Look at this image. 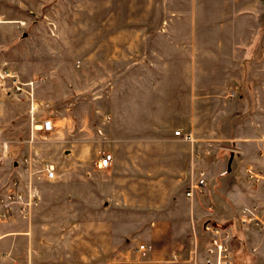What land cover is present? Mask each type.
Returning <instances> with one entry per match:
<instances>
[{
  "label": "rangeland",
  "instance_id": "374dc122",
  "mask_svg": "<svg viewBox=\"0 0 264 264\" xmlns=\"http://www.w3.org/2000/svg\"><path fill=\"white\" fill-rule=\"evenodd\" d=\"M185 53L208 75L206 140L173 125L161 148L153 122L183 120L175 78L161 76ZM263 133L264 0H0V195L15 184L37 197L0 222V264H204L208 224L230 231L232 264H262L264 230L240 224L227 161ZM203 146L206 185L191 197L189 155ZM105 152L115 159L100 168Z\"/></svg>",
  "mask_w": 264,
  "mask_h": 264
},
{
  "label": "crops",
  "instance_id": "0c3cea01",
  "mask_svg": "<svg viewBox=\"0 0 264 264\" xmlns=\"http://www.w3.org/2000/svg\"><path fill=\"white\" fill-rule=\"evenodd\" d=\"M181 27H184L190 30L192 29V26L189 23L181 24V23L169 21L165 24V28L168 30L169 29H179ZM183 39L185 38L183 37ZM185 40L189 41L191 39L189 37ZM169 60L176 61V62L181 61L184 63L183 66H180V69H175V70L171 69L168 72L169 74H167L166 76H161V82L163 81L164 77L170 80L172 76L175 78L173 80V86H175V90L172 94L173 95L172 98L174 101V108L177 109L175 107V103H177L179 104V106H177L178 109L179 107H181L180 109L183 110V120L182 121H159V124L157 122H153L154 125L158 126L157 127L158 133H154L152 135L153 138L151 141L157 142L161 148L166 146V144L168 146L173 145L176 141V138L178 137L172 132L171 129L174 126H177L179 129L184 128L183 130H185L184 131L185 133L190 132L192 134L194 143L196 141L197 142L200 141V143H202L203 140H206V138L203 137L205 136L203 134L207 130V124H208L207 99H202L209 92L207 71L206 73L202 71L200 72L192 71L191 62L195 59L194 57H192L190 54H187V53L181 56L179 55L174 56L173 58H170ZM170 73H173V75H170ZM178 78L180 80H178ZM232 84H233L232 87L235 86V81H233ZM211 89H212V86H211ZM237 92L238 91L237 90L235 91V87H234L231 93L236 95ZM192 94H199V99H195V97H192L191 96ZM183 103H187L188 105L184 107V105L182 106ZM198 109L200 111L199 113L197 112L198 113L197 115V113H194V112L195 110H198ZM163 129H165L166 131L164 132ZM238 132L239 131H237L235 140H238L240 138ZM255 140L258 143V151L256 153L251 154V155H242L239 152V150H235V153L232 152L227 161L228 174L235 173L238 176L237 178L239 179V181L242 183V187L240 186V190H239L241 192L240 194L237 193V196L242 199L239 204V208H238V211L240 212V214H241L242 208L245 206L264 204V185L253 183L247 176V172H246L247 168H254L256 170H262L264 172V133L258 138L256 137ZM197 148L198 147H194L192 152H190V155H189V173H190V178H191L190 182H192V189L189 190L188 192H191L190 194L191 197H194L195 194L201 195V193H203L204 186L206 185V180L204 179L207 177V169H206L207 168V147L203 146V148L201 147H199L198 149ZM232 155H233V158H232L231 163L229 164ZM114 159H115V156H114ZM229 166H230V169H229ZM238 186H239V183L237 182L236 187ZM199 200L200 199L196 197V200H195L196 203ZM210 210H212V207H210ZM240 214L238 217H240ZM18 219H14L11 222L18 220ZM1 226H3L2 223H0V227ZM0 234H2V237L0 238L1 240L8 233L0 232ZM138 247H136L137 253H141L138 250ZM108 249L110 250V248ZM2 254L9 255V253L7 252L2 253ZM175 254H176V251L173 250L172 255H175ZM108 260H110V257H107L105 261H108Z\"/></svg>",
  "mask_w": 264,
  "mask_h": 264
},
{
  "label": "built area",
  "instance_id": "2783aa9c",
  "mask_svg": "<svg viewBox=\"0 0 264 264\" xmlns=\"http://www.w3.org/2000/svg\"><path fill=\"white\" fill-rule=\"evenodd\" d=\"M18 80L14 81V87L21 89L18 84ZM110 117H106L109 120ZM40 127L51 132L54 130V123L51 119H45ZM177 135H181V131H176ZM186 139L192 140V134L183 133ZM114 161V155L112 153H103L99 160V166L102 168H108ZM249 179L256 184L264 185V172L262 170H256L254 168L246 169ZM45 178L52 180L55 178V171L53 166L50 165L46 168ZM11 189L4 195H0V222H6L8 220H14L19 217H28L32 205L36 202L37 197L31 187L29 192L22 193L21 190L15 188V184L11 185ZM191 192H188L190 195ZM20 209V210H19ZM239 222L243 227H259L264 230V204L245 206L241 210ZM205 229L209 233V239L205 243L204 249V264H232V255L229 245L230 231H224L220 227L212 226L210 224L205 226ZM2 234H0V238ZM138 250L142 253L147 250L145 243L140 244ZM264 264V260L262 262Z\"/></svg>",
  "mask_w": 264,
  "mask_h": 264
},
{
  "label": "water",
  "instance_id": "95a60500",
  "mask_svg": "<svg viewBox=\"0 0 264 264\" xmlns=\"http://www.w3.org/2000/svg\"><path fill=\"white\" fill-rule=\"evenodd\" d=\"M232 158H233V155H232V157H231V159H230V162H229V164L231 163V161H232ZM229 169H230V166H229Z\"/></svg>",
  "mask_w": 264,
  "mask_h": 264
}]
</instances>
